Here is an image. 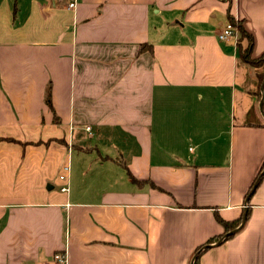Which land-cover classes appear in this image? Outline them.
<instances>
[{
	"label": "crops",
	"instance_id": "0c3cea01",
	"mask_svg": "<svg viewBox=\"0 0 264 264\" xmlns=\"http://www.w3.org/2000/svg\"><path fill=\"white\" fill-rule=\"evenodd\" d=\"M230 16L261 57L264 0H0V264H264V65ZM217 214L247 220L203 249Z\"/></svg>",
	"mask_w": 264,
	"mask_h": 264
},
{
	"label": "trees",
	"instance_id": "16d2710c",
	"mask_svg": "<svg viewBox=\"0 0 264 264\" xmlns=\"http://www.w3.org/2000/svg\"><path fill=\"white\" fill-rule=\"evenodd\" d=\"M229 22L231 24H233V26L239 31V33L241 35V39H248V42H249V46L247 48H241V52H240L241 59L244 62L250 64L251 66L257 67V66L264 65V54L261 57H259V58H253V56H252V51H253V46H254V38L246 30V28L244 26V22L236 20L233 16H230ZM142 47H145V45H143ZM260 79H261V83L263 84V82H264V73H262L260 75ZM263 111H264V103H263ZM263 171H264V167L262 168L261 172L259 173L256 181L258 180L259 176L261 175V173ZM256 181H255V183H256ZM254 184H253V186H254ZM217 217H218V221L225 227L226 231H225V233L222 236H219V237H216V238H213V239L209 240L205 244L206 246H208L211 243L220 241L224 236H226L227 234H229L230 232L235 230L238 226H240V224L242 223V221L244 219V215L241 218H239L238 220H235V221H226L219 214H217ZM233 236H234V234H231L227 238H225V240H227V239H229V238H231ZM199 258H200V256H198L196 258V260H195V262L193 264H200Z\"/></svg>",
	"mask_w": 264,
	"mask_h": 264
},
{
	"label": "built area",
	"instance_id": "2783aa9c",
	"mask_svg": "<svg viewBox=\"0 0 264 264\" xmlns=\"http://www.w3.org/2000/svg\"><path fill=\"white\" fill-rule=\"evenodd\" d=\"M76 3L72 2L70 7H75ZM239 37V31L231 24L230 22L219 32V39L224 42H228L232 39H237ZM87 131L91 133L92 128L88 126ZM70 171V166L65 165L63 167V172L60 174L59 178L63 182H68V173ZM62 192H69L70 188L68 184H65L61 187ZM54 260L57 264H68L67 253H57L54 256Z\"/></svg>",
	"mask_w": 264,
	"mask_h": 264
},
{
	"label": "water",
	"instance_id": "95a60500",
	"mask_svg": "<svg viewBox=\"0 0 264 264\" xmlns=\"http://www.w3.org/2000/svg\"><path fill=\"white\" fill-rule=\"evenodd\" d=\"M262 90L264 91V82H263V85H262ZM263 103H264V97H263L262 102H261V107H263ZM263 176H264V171L261 173V175L259 176L258 180H257L256 183L254 184V186H253V188H252V192L258 187V185H259V183H260V180L262 179ZM247 199L249 200V197H248ZM248 200H247V201H248ZM246 220H247V215L245 214V215H244V219H243V221H242V224H241L237 229H235L234 231H232V232H230L229 234H227V235L224 237V239L227 238L229 235H231V234H235L237 231L241 230V229L243 228V226L245 225ZM207 247H208V246H205V247H203V249H205V248H207ZM200 252H201V251H199L198 254L195 256V259L198 257V255H199Z\"/></svg>",
	"mask_w": 264,
	"mask_h": 264
}]
</instances>
